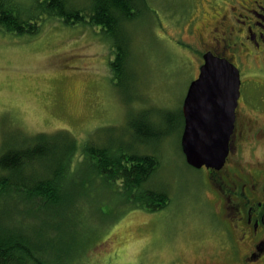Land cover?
<instances>
[{"label":"rangeland","instance_id":"obj_1","mask_svg":"<svg viewBox=\"0 0 264 264\" xmlns=\"http://www.w3.org/2000/svg\"><path fill=\"white\" fill-rule=\"evenodd\" d=\"M208 1L147 0L141 14L125 23L130 77L120 87L110 69L111 42L99 28L39 13L44 4L38 0H0L4 7L15 5L20 15H43L37 33L0 29V151L5 140L13 145L39 133L66 130L79 143L97 144L115 134L127 151L157 157L160 164L148 185L170 196L166 207L150 211L96 179L78 198L74 222L62 220L56 234L50 230L54 245L69 244L60 264H233L206 192L207 168L188 165L181 146L183 104L202 64L198 35L210 39L205 25L214 12ZM93 3L69 0L68 7L88 12ZM162 110L173 114L168 124L158 115ZM140 111L150 115L151 133L168 135L134 143L128 121ZM243 154L252 158L250 151ZM75 189L82 188L67 184L74 203ZM41 218L42 224L49 220Z\"/></svg>","mask_w":264,"mask_h":264},{"label":"trees","instance_id":"obj_2","mask_svg":"<svg viewBox=\"0 0 264 264\" xmlns=\"http://www.w3.org/2000/svg\"><path fill=\"white\" fill-rule=\"evenodd\" d=\"M38 2L44 4L39 13L57 17L69 25L85 23L99 28L113 49L114 58L110 62L113 80L123 87L124 80L130 77L131 52L125 23L141 14L147 0H94L88 12L71 9L69 0ZM9 5L0 4V29L18 34L39 32L42 14L23 16L16 12L15 5ZM158 115L167 124L173 118L172 113L163 110ZM181 116L184 123L183 112ZM147 122L152 124L147 111L130 115L128 126L137 141L134 143L144 145L168 135L167 131L151 133ZM122 140V136L111 134L104 144L79 143L66 130L22 136L13 145L5 140L0 151V264H60L62 256L68 254L69 244L62 249L54 245L55 237L50 230L56 234L59 231L56 223L74 222L72 219L79 212L78 198L96 179L102 187L114 185L135 206L156 211L169 204L166 190L148 185L160 164L157 157L140 155L131 147L128 152ZM67 184L83 189H75L78 194L75 203L68 199ZM41 217L49 220L42 224Z\"/></svg>","mask_w":264,"mask_h":264},{"label":"flooded vegetation","instance_id":"obj_3","mask_svg":"<svg viewBox=\"0 0 264 264\" xmlns=\"http://www.w3.org/2000/svg\"><path fill=\"white\" fill-rule=\"evenodd\" d=\"M208 2L214 14L204 18L210 39L198 35L201 66L206 53L230 61L240 73V98L229 155L221 170L206 169V192L227 258L264 264V0Z\"/></svg>","mask_w":264,"mask_h":264},{"label":"water","instance_id":"obj_4","mask_svg":"<svg viewBox=\"0 0 264 264\" xmlns=\"http://www.w3.org/2000/svg\"><path fill=\"white\" fill-rule=\"evenodd\" d=\"M240 98V73L227 59L204 55L198 78L191 82L184 104L181 138L188 165L221 170L230 152Z\"/></svg>","mask_w":264,"mask_h":264}]
</instances>
